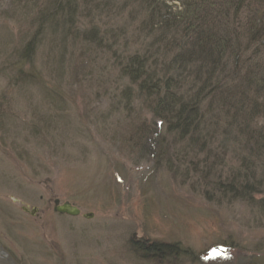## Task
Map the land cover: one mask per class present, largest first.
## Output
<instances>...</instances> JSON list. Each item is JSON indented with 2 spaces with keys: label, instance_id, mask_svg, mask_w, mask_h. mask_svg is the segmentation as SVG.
Here are the masks:
<instances>
[{
  "label": "rangeland",
  "instance_id": "374dc122",
  "mask_svg": "<svg viewBox=\"0 0 264 264\" xmlns=\"http://www.w3.org/2000/svg\"><path fill=\"white\" fill-rule=\"evenodd\" d=\"M69 1L62 20L57 0H0L1 248L19 264H264V0H101V18ZM197 3L205 22L185 13ZM169 79L213 132H177Z\"/></svg>",
  "mask_w": 264,
  "mask_h": 264
},
{
  "label": "trees",
  "instance_id": "16d2710c",
  "mask_svg": "<svg viewBox=\"0 0 264 264\" xmlns=\"http://www.w3.org/2000/svg\"><path fill=\"white\" fill-rule=\"evenodd\" d=\"M57 1H59V4H57L56 3V5L57 6H55V8L56 9H52V11H55V10H57V13H56V15H64V17H66V16H69V14H68V12H72L73 13V10H72V7H71V5L69 4V3H74V2H71V1H69V0H67V2H65L64 3V0H57ZM101 2V0H87V2H84V3H79L78 5H76L75 4V12L77 13V15H78V13L80 12V11H82V10H88L90 13L91 12H94V11H98V12H95V13H99L100 14V18L104 15V14H106L108 11H107V9H106V5L104 4V5H99V3ZM225 2H227V4H228V7L230 6V5H232L233 4V0H225ZM185 5V11H187V12H185V13H188V12H190V14H192V15H194V16H196L197 18H199L197 21H199L200 22V20L201 19H203L204 20V22L206 21V16H205V14L203 13V8H202V6L200 5V4H198L197 3V5H196V7H195V5H189V6H187L186 4H184ZM199 8V9H198ZM49 12H51V10H49ZM183 13V12H182ZM51 18V17H50ZM216 21H218V19H212V25H213V27H217V26H215V25H218V27L221 29V26H220V24H218ZM216 23V24H215ZM225 25V24H224ZM226 27V26H225ZM252 27H254V26H252ZM168 29V28H167ZM165 31V30H164ZM163 30H162V27H159V32H164ZM167 31V33H170L169 32V30H166ZM238 31H240V30H238ZM241 32V31H240ZM239 32V33H240ZM173 33V31L171 32V34ZM254 35H256L257 34V31H253L252 32ZM161 34H164V33H161ZM171 34H169V38H168V40H167V42H170V41H172V43L174 44V48H175V44H176V41H175V37H171ZM191 39L192 40H197V38H196V36L195 37H191ZM219 41V40H218ZM220 42V41H219ZM224 42H227V41H224ZM195 43V42H194ZM194 43H191V42H187V44L185 45L186 46V48L187 49H193V48H195V47H197L196 49H198V47L199 46H197V45H195ZM179 47V46H178ZM181 47V46H180ZM195 49V50H196ZM220 67H222V69H221V71L223 72V75H226L225 74V70H224V66H223V64L220 66ZM221 76L220 78H221V80L222 81H220L219 79H218V82H215L214 84H213V86H212V88H214V90H216V91H218V89L221 91V89H222V87H223V82L225 81V77L226 76ZM153 78V77H152ZM152 78H149V80H148V82H151L152 80H154L155 79V77L152 79ZM208 80H209V78H208ZM243 80V82L245 81L247 84L249 83V79H248V81L246 80V78L245 79H242ZM165 81V80H164ZM164 81H162L161 83H160V86L161 85H163L164 86V88H163V90H166L165 91V94H164V96H168V98H170V99H168L167 101H171V103H172V106H176L177 104L179 105V107H180V110H179V114L176 116V130H177V132L179 131L180 132V135L181 136H183L184 134H186L187 132H188V130L189 129H191V130H193V131H198V129H199V124H203L204 126H205V129L209 132V130L210 129H212V132H213V125H215V128H216V122L215 121H213V117L212 116H210L208 119H205V116L206 115H204L203 116V114L202 115H199L198 113H196L197 112V110H198V107H195V106H197L196 104V102H195V104H192L193 103V101L191 102V106L190 107H188V109H187V114H184L185 112V107L187 106V104L186 105H184V100L183 99H178V98H174L173 96H171L170 95V93H168L170 90H169V88H167V87H169V81H170V79L169 80H166L165 82ZM233 83H235V82H233ZM244 84L245 83H243V86H244ZM254 84V83H253ZM252 83L251 84H249V85H253ZM240 87V86H239ZM208 89V88H207ZM210 89H211V87H210ZM155 91V90H154ZM255 91H257V92H263L264 93V81H262V82H257L256 83V88H255ZM156 92V91H155ZM207 92V91H206ZM259 92V93H260ZM262 93V94H263ZM243 104H238L237 106H242ZM182 106V107H181ZM188 110H190L191 112H190V114H188ZM225 116H223V118H224ZM219 122L221 121V120H218ZM220 124L222 125V126H225V122H220ZM216 132H217V130H216ZM248 134V136H249V138H250V140L247 142V143H251V147L253 146V150H251V149H249V150H251V151H249L248 150V153H249V156L250 157H252L251 159H253V160H256L255 159V156H258V152H259V146L257 145V143H256V141H255V139L254 140H252L253 138H252V132L250 131V133H249V131L247 132L246 131V134L245 135H247ZM249 144H247V147L249 146ZM258 151V152H257ZM260 153V152H259ZM259 158L261 157V153H260V156H258ZM251 165V164H250ZM249 168V170H251V166H249L248 167ZM153 248H155V247H153ZM152 248V249H153ZM158 247H156V249L155 250H158L157 249ZM167 249L168 250H171V247H169V246H167ZM174 249H177L176 247H174ZM176 252V251H175Z\"/></svg>",
  "mask_w": 264,
  "mask_h": 264
},
{
  "label": "water",
  "instance_id": "95a60500",
  "mask_svg": "<svg viewBox=\"0 0 264 264\" xmlns=\"http://www.w3.org/2000/svg\"><path fill=\"white\" fill-rule=\"evenodd\" d=\"M23 210L25 212H28L32 216H35L36 213L38 212V209L29 210L26 207H23ZM54 211L57 214L67 215V216H72V217L79 216V214L81 213L79 211V209L73 207L69 203H64V204H61L60 205L59 201H56L55 202ZM85 218L86 219H92L93 218V215H85ZM0 264H18V263L16 262V260L11 255H9L0 246Z\"/></svg>",
  "mask_w": 264,
  "mask_h": 264
},
{
  "label": "bare ground",
  "instance_id": "6f19581e",
  "mask_svg": "<svg viewBox=\"0 0 264 264\" xmlns=\"http://www.w3.org/2000/svg\"><path fill=\"white\" fill-rule=\"evenodd\" d=\"M55 16H61V17H62V15H59V14H58V15H55ZM61 19L63 20L64 18L62 17ZM60 22H61V21H60Z\"/></svg>",
  "mask_w": 264,
  "mask_h": 264
},
{
  "label": "flooded vegetation",
  "instance_id": "af4514ba",
  "mask_svg": "<svg viewBox=\"0 0 264 264\" xmlns=\"http://www.w3.org/2000/svg\"><path fill=\"white\" fill-rule=\"evenodd\" d=\"M60 215V214H59Z\"/></svg>",
  "mask_w": 264,
  "mask_h": 264
}]
</instances>
